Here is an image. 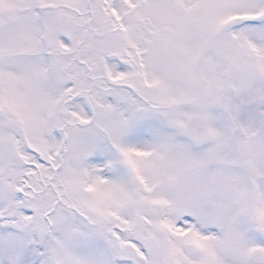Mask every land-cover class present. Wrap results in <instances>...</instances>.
<instances>
[{
    "label": "snow or ice",
    "instance_id": "1",
    "mask_svg": "<svg viewBox=\"0 0 264 264\" xmlns=\"http://www.w3.org/2000/svg\"><path fill=\"white\" fill-rule=\"evenodd\" d=\"M0 264H264V0H0Z\"/></svg>",
    "mask_w": 264,
    "mask_h": 264
}]
</instances>
